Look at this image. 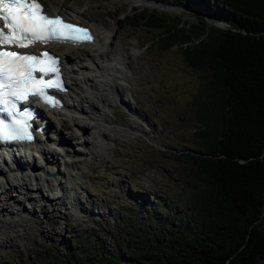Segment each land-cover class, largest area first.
<instances>
[{"label":"trees","instance_id":"trees-1","mask_svg":"<svg viewBox=\"0 0 264 264\" xmlns=\"http://www.w3.org/2000/svg\"><path fill=\"white\" fill-rule=\"evenodd\" d=\"M188 1L197 11L204 5L200 24L150 9L128 16L132 28L155 29L165 49L181 46L187 64L206 70L197 146L179 154L184 173L109 224L120 252L107 254L100 231L70 240L61 255L46 247L24 262L264 264V0ZM206 14L230 28L209 26Z\"/></svg>","mask_w":264,"mask_h":264},{"label":"rangeland","instance_id":"rangeland-1","mask_svg":"<svg viewBox=\"0 0 264 264\" xmlns=\"http://www.w3.org/2000/svg\"><path fill=\"white\" fill-rule=\"evenodd\" d=\"M63 1L71 6L85 5L90 14L102 15L113 26L115 48L120 55L111 57L120 71H112L113 82L102 91L105 101L90 95L109 120L95 127L92 121L93 128L84 135L78 129L61 130L65 137L60 142H69L63 148L66 146L70 157L54 144L52 150L60 154L54 171L40 153L20 159L28 168L37 166L39 185L28 178L40 188L43 200L26 201L20 191L12 192L22 201L12 202L15 214L0 213V264H29L22 257L46 247L61 255L70 240L83 239L86 243L89 235L98 236L100 231L107 239V254L120 252L109 224L130 205L136 206L138 196L144 192L160 194L164 188L169 190L175 183L174 175L185 171L180 151L197 146L194 132L200 122L195 115L196 100L206 70L187 64L181 46L165 49L155 29L132 28L128 16L150 9L185 25L200 24L204 5H196L200 9L197 11L188 0H147L137 4L125 0ZM168 7L172 11L165 9ZM205 17L208 25L214 26L210 20L214 18L208 14ZM84 49L93 50L83 46L76 50L77 54ZM86 64L92 66L91 61ZM53 123L58 126L57 119ZM56 134L49 130L52 139L57 140ZM0 180L3 199L6 185L4 178ZM60 182L64 191L58 187ZM49 184L55 190L50 191ZM123 262L135 264L127 257Z\"/></svg>","mask_w":264,"mask_h":264},{"label":"snow or ice","instance_id":"snow-or-ice-1","mask_svg":"<svg viewBox=\"0 0 264 264\" xmlns=\"http://www.w3.org/2000/svg\"><path fill=\"white\" fill-rule=\"evenodd\" d=\"M93 39L87 27L54 15L43 0H0V141H32L36 113L21 105L38 98L59 107L50 92L65 90L55 53L19 50L50 43L81 45Z\"/></svg>","mask_w":264,"mask_h":264},{"label":"bare ground","instance_id":"bare-ground-1","mask_svg":"<svg viewBox=\"0 0 264 264\" xmlns=\"http://www.w3.org/2000/svg\"><path fill=\"white\" fill-rule=\"evenodd\" d=\"M125 1L130 4H137L146 3L147 0ZM45 2L47 5L46 7H48L47 9L50 10L51 13H60L61 15L70 17L75 21L80 20V22H85L91 27V30L97 37L93 44L85 43L82 45L93 50L84 49L81 55L77 54V47H74V45L71 44H66L64 47L59 49L60 56H62L64 61H66V68L64 69L68 76V81L66 82L69 86V92L65 94V107L62 110L50 109V111L46 110L44 113H41V115L43 114L42 116L44 119H49L47 121V129H52L57 133V140L52 139L51 136H49V132L47 135L46 133L44 135L42 134L35 142L34 151L28 152V155L25 156V158H32L36 156V153H40L46 163L51 166L52 171H54L56 163L59 162L58 155H60L56 152V150H52V146L54 144H58L62 147L61 149L66 151L65 153L68 154L67 157H70V152L65 150L66 146L63 148V145H70L69 142H60V140L65 137L61 134V130L78 129L80 131L79 133L84 135L87 131L93 128L91 123L92 121L95 122V127L100 125L99 122L109 120V115L98 108V102H95L90 95H94L95 97L99 96L101 100L105 101V99H103L104 95L102 91L106 86H110L113 82L112 78L114 75L112 71H120L119 67L113 65L112 61L114 59L111 56H119L120 52H118L117 48H115L113 26L109 22H105L102 15L90 14V9L86 8L85 5L83 7L71 6L69 4H65L63 0H45ZM165 9L172 11L171 7ZM186 12H188V10ZM210 20L214 23V25L218 22V19L215 20V18L214 20ZM88 61H91L92 66L89 67V65L86 64ZM80 75H84L82 79L80 78ZM111 76L113 77L111 78ZM54 119H57L58 121V123H56L58 124L57 127L53 123ZM78 137L79 139H83V141H85L84 137L80 135ZM48 154H51V157H48ZM0 156L2 157L3 155L0 153ZM7 160H9V157ZM3 161L4 165L8 167L5 159ZM13 161L15 160L12 158V162ZM18 163L19 167L24 169L21 170V172L11 168H9V172H6L0 168V177L4 178L6 185L2 191L3 199H0V213H4L6 215L15 214L12 202L19 203L22 201L21 198L13 196V191H20L21 194L23 193L26 201L43 200L40 195V188H38V186L34 187L29 181L30 178L33 181H37V185H39L40 181L37 179L39 171L36 172L37 166H32L31 168L29 167V171L27 167H25L26 165L24 162L18 160ZM45 171L47 170H44V172ZM33 175L36 177L33 178ZM1 185L2 183L0 181V188ZM48 186L50 191L55 190L54 185L49 184ZM58 187L61 191H64L65 189V186L62 185L61 182Z\"/></svg>","mask_w":264,"mask_h":264},{"label":"water","instance_id":"water-1","mask_svg":"<svg viewBox=\"0 0 264 264\" xmlns=\"http://www.w3.org/2000/svg\"><path fill=\"white\" fill-rule=\"evenodd\" d=\"M218 22V24L217 23H215V25L217 26V25H219L220 27H223V28H225V29H229L230 28V26L229 25H227L226 23H225V21H222V20H217Z\"/></svg>","mask_w":264,"mask_h":264}]
</instances>
